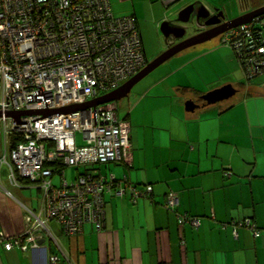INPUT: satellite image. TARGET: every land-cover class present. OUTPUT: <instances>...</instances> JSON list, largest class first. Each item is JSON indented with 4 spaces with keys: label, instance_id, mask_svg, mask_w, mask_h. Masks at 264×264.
I'll return each instance as SVG.
<instances>
[{
    "label": "crops",
    "instance_id": "crops-1",
    "mask_svg": "<svg viewBox=\"0 0 264 264\" xmlns=\"http://www.w3.org/2000/svg\"><path fill=\"white\" fill-rule=\"evenodd\" d=\"M230 1L234 9L224 7ZM240 1L110 0V4L115 16L137 18L147 57L144 39L158 33L164 21L185 26L176 20L187 6L230 13L241 10ZM196 16L189 21L193 27L204 23ZM162 82L133 101L129 95L118 104L125 112L118 113L119 119L131 127L132 166L111 163L96 169L117 179L127 175L138 187L152 186V194L136 202L129 194H107L103 230L87 225L80 236L71 237L52 223L36 244L27 243V252L18 247L7 251L1 245L0 264H264V84L250 83L243 98L223 108L207 105L201 98L204 90H180L181 81L173 87L165 81L163 88L168 90L153 95ZM230 85L239 96L241 90ZM191 100L197 107L188 111L185 105ZM3 147L0 133V157ZM226 172H232L230 178ZM8 176V167L0 162V241L5 242L26 235V207L42 208L41 202L34 208L25 192L35 185L21 182L16 187ZM169 195L178 198L176 211L165 206ZM177 213L200 217V226H179ZM245 219L261 230L260 235L232 224Z\"/></svg>",
    "mask_w": 264,
    "mask_h": 264
},
{
    "label": "built area",
    "instance_id": "built-area-1",
    "mask_svg": "<svg viewBox=\"0 0 264 264\" xmlns=\"http://www.w3.org/2000/svg\"><path fill=\"white\" fill-rule=\"evenodd\" d=\"M256 27H264V17L222 38L234 49L248 80L264 72V34ZM147 63L137 18L115 16L110 0H0V162L8 167L12 185L21 187L22 178L43 193L39 211L26 207V235L7 242V250L17 244L27 251V243L36 244L52 223L71 237L81 235L87 225L103 230L107 194H129L135 202L152 194V186L138 187L127 175L117 179L91 172L96 165L132 166L131 127L119 119L117 102L42 114L110 93ZM21 112L38 114L19 121L7 116ZM12 136L21 138L14 148ZM82 166L86 172L69 182L66 168L80 171ZM54 176L60 184L53 182ZM165 203L176 211L178 198L169 195ZM199 222L179 215L180 225L198 227ZM241 224L256 231L249 219Z\"/></svg>",
    "mask_w": 264,
    "mask_h": 264
},
{
    "label": "rangeland",
    "instance_id": "rangeland-1",
    "mask_svg": "<svg viewBox=\"0 0 264 264\" xmlns=\"http://www.w3.org/2000/svg\"><path fill=\"white\" fill-rule=\"evenodd\" d=\"M232 4L233 3L230 1L224 7H226V9H234L231 8ZM239 13V10H233V12H230L229 15L231 17H235ZM183 27L187 28L188 30V28H191L192 26L190 24H186ZM154 33L155 34L151 36V39L149 38V41L144 39L149 62L156 59V57H158L167 49L165 46H162L165 35H163L161 31ZM222 38L223 37L221 35L211 41L191 47L183 52L178 53L177 57H173L172 60L170 59V62L167 61L163 65L159 66L156 70L145 77L143 81L141 80L134 86L130 94L132 101L134 97H140L144 95L155 83L161 80L164 81L162 82V85L154 88L152 92L155 96L163 95L168 90L163 88L166 86L167 81L170 83V87L177 86L179 81H181L180 83L182 86L179 87L180 90L183 89V87H188V90H191L193 87L202 91L204 90L205 94L214 91L215 89L225 87L226 85L233 84L235 88L241 90L239 91L241 94L237 96L236 93L227 98L226 101L216 104L226 108L227 105H234L239 100V98H243V96L250 91V83L258 85L264 84V73L260 76H257V78H254L252 82L249 83L246 78L244 68H242L238 57L235 56L234 49L231 46L226 44L224 45L222 43ZM180 41L181 40H177L176 43ZM173 44V38H170V46ZM173 59L175 60L173 61ZM174 91V96H177V88L174 89ZM127 99L117 102V104L121 106L127 101ZM243 109L244 108H242V110ZM230 112H232V110ZM118 113L119 115L122 113L123 115L125 114L124 110L120 111V109L118 110ZM77 141L79 144L83 143V139L80 134H78ZM94 168L99 170L98 165H96ZM85 169L86 167L82 166L79 170H81L80 172H84ZM98 170H93L91 172L96 175L100 172ZM77 172L78 171L76 167L66 168L67 180L69 182L73 181L77 175ZM53 182L56 185L60 184V177L54 176ZM25 192L28 194V199H31L34 208H36L42 200V193L38 191L36 186L29 188Z\"/></svg>",
    "mask_w": 264,
    "mask_h": 264
},
{
    "label": "water",
    "instance_id": "water-1",
    "mask_svg": "<svg viewBox=\"0 0 264 264\" xmlns=\"http://www.w3.org/2000/svg\"><path fill=\"white\" fill-rule=\"evenodd\" d=\"M215 12L216 14L211 16L210 12L203 6H200L199 9H196L194 5L187 6V8L182 10L176 22L186 23L187 25L192 24V22L189 23L190 18L192 15L197 13V21H199L200 18L207 20L206 27H209V30L200 32L198 35L186 38L187 28L179 26L178 24L175 25V23H172L171 21H164L160 26V31L163 35H165L164 37L167 40L173 38L175 41H181L171 45L163 53L156 57V59L149 62L140 73L128 80L119 88L111 91L110 93L102 95L88 103H85L83 105L70 106L61 110L44 111L42 112V114L47 115L60 112H70L88 107H96L110 102H120L130 95L132 89L136 84H138L141 80L143 81L145 77L156 70L159 66L163 65L165 62L176 56L178 53L185 51L190 47H194L196 45H200L201 43L211 41L213 40V38L224 35L225 32L235 30L236 28L243 25H248V23L253 22V19L258 18L259 16L264 14V6L259 7V9L257 10L247 12L244 15L235 17V19L227 20L224 23H222L226 19L224 9H215ZM235 93L236 92L234 91L232 85H226L225 87L218 88L214 91L204 94L201 98L207 105H215V103L224 101ZM185 106L188 111H191L193 108L197 107L192 100L187 102ZM35 114H38V112L9 113L7 116H11L19 121L20 116Z\"/></svg>",
    "mask_w": 264,
    "mask_h": 264
},
{
    "label": "flooded vegetation",
    "instance_id": "flooded-vegetation-1",
    "mask_svg": "<svg viewBox=\"0 0 264 264\" xmlns=\"http://www.w3.org/2000/svg\"><path fill=\"white\" fill-rule=\"evenodd\" d=\"M241 3V5H240V9L241 10H239L240 11V13L239 14H237L235 17H238V16H240V15H244V14H246L247 12H250V11H252V10H257V9H259V7H262V6H264V0H242V1H240ZM224 11H225V15H226V19L222 22V23H224V22H226L227 20H232V19H235V17H231L230 15H229V13H228V11L227 10H225L224 9ZM210 12V14H211V16L212 15H215L216 14V12H215V10H211V11H209ZM197 17V16H196ZM260 17H264V14L263 15H261ZM206 21L207 20H203V24H196V26H192L191 28H188V30H186V35H187V37L186 38H189V37H191V36H194V35H198L200 32H203V31H206V30H209L210 28L209 27H206ZM199 22V21H198ZM194 23L192 22V24H190V25H193ZM191 30H193V32H191ZM192 33L193 35H189L188 33ZM221 36V35H220ZM170 47V39L169 40H167L166 41V48H169ZM148 63H149V61H148ZM147 63V64H148Z\"/></svg>",
    "mask_w": 264,
    "mask_h": 264
},
{
    "label": "trees",
    "instance_id": "trees-1",
    "mask_svg": "<svg viewBox=\"0 0 264 264\" xmlns=\"http://www.w3.org/2000/svg\"><path fill=\"white\" fill-rule=\"evenodd\" d=\"M255 30H256V31H260V30H261V31H263V34H264V27H256ZM263 38H264V37H263ZM262 44H263V43H262ZM235 56H236V55H235ZM241 66H242V68H243V65H242V64H241ZM244 71H245V68H244ZM245 73H246V72H245ZM263 73H264V72H262V74H263ZM262 74H261V75H262ZM246 77H247V75H246ZM254 78H257V76L254 77ZM254 78H252V79H250V80L247 79V80H248L249 83H250V82H252V80H253ZM184 89L187 90V89H189V88H184ZM18 141H21V138H18V137H16V136H12V137H11V141H10L11 147L14 148L15 145H16V143H17ZM49 165H50V164H48L47 166H49ZM50 166H51V165H50ZM60 168L63 169L64 167H63V166H60ZM9 172H10V171H9ZM85 172H86V170H85L83 173H85ZM79 173H81V172L78 171L77 174H79ZM227 173L230 174V173H232V172H226V173H225V176H227V175H226ZM230 175H231V174H230ZM227 178H230V177L227 176ZM19 180H20V182H22V183H29L28 180H25V179H22V178H19ZM169 211H170V210H169ZM186 214L188 215L189 218H198V219L200 220V222H199V226H200V223H201V219H200V217H198V216H196V217H195V216H192L190 213H183V214H181V213H177V215H178V216H177V221H178V225H179V226L184 227L185 225H191L190 223H185V225H184V224H183V225H180V223H179V215H180V216H184V215H186ZM241 223H242V222H241ZM241 223H240V222H239V223H238V222H236V223L233 222L232 224L235 226V228H238V227H240V226H241V227H245V225L243 226ZM191 226H193V225H191ZM199 226H198V227H199ZM249 228H250V227H249ZM256 229H257L256 231H257L258 233L261 232V230H259L257 227H256ZM256 231H253L254 234H255ZM78 236H80V235H78ZM15 240H16V239H14V240H9L8 242H12V243H13ZM6 243H7V242H5V241H0V247H1V245H2V246H4V248H5V244H6ZM16 247L22 249V248H21V245H17V244H15V245L13 246L12 249H14V248H16ZM5 249H6V248H5ZM12 249H11V250H12ZM6 250H7V249H6ZM11 250H7V251H11ZM27 251H29V249H28ZM27 251H26V252H27Z\"/></svg>",
    "mask_w": 264,
    "mask_h": 264
}]
</instances>
